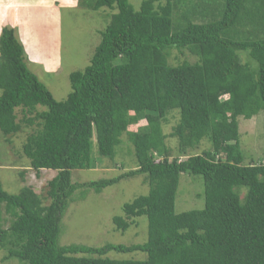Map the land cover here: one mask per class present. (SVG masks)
<instances>
[{"label": "trees", "instance_id": "trees-1", "mask_svg": "<svg viewBox=\"0 0 264 264\" xmlns=\"http://www.w3.org/2000/svg\"><path fill=\"white\" fill-rule=\"evenodd\" d=\"M78 1L116 11L90 64L70 74L64 100L29 67L17 27L4 25L0 33V129L11 136L34 127L22 145L26 164L56 171L45 194L30 185L9 192L0 181L2 260L264 264V157L245 164L238 120L264 111V0H143L139 10L129 0ZM173 50H187L196 61L173 63ZM123 135L134 147L128 154L135 168L73 181V170L114 157ZM205 141L208 149L193 151ZM141 174L149 193L126 203L113 221L125 233L144 217L145 242L60 243L77 190L101 192ZM183 174L203 177V208L176 211ZM111 251L146 256L119 260L106 256Z\"/></svg>", "mask_w": 264, "mask_h": 264}, {"label": "rangeland", "instance_id": "rangeland-1", "mask_svg": "<svg viewBox=\"0 0 264 264\" xmlns=\"http://www.w3.org/2000/svg\"><path fill=\"white\" fill-rule=\"evenodd\" d=\"M129 1L139 10L143 0ZM56 6L58 10L46 7L42 11L39 9L34 17L28 14L30 18L25 22L20 19L21 25L19 15L11 10L4 25L17 27L19 37L24 40L29 67L50 88L56 99L64 100L72 90L70 74L76 70H84L90 64L95 48L101 41V33L111 22V16L116 10L109 7L92 9L78 0H61ZM36 47H39L37 52ZM244 58L245 55L243 60ZM185 59L196 61V57L187 50L184 54L173 50L170 61L177 63ZM17 113L21 116L20 109H17ZM238 120L245 164L258 163L264 157V111L261 110L251 118L240 116ZM175 121L176 117L171 119L167 132L172 130L171 124ZM144 124L145 120L130 126V129L136 130ZM33 128L23 126L22 130L11 136H6L0 129V181L9 192L17 193L24 185H30L45 194L48 181L56 174V171L48 169L37 172L27 166L28 159L22 152V145ZM171 143L177 144L172 140ZM129 145L134 148L128 137L123 135V142L117 147L114 157L100 156L96 168L73 170V181L111 178L135 168V157L128 154ZM209 147V142L205 141L193 151L202 152ZM95 156H98L96 151ZM143 177L145 175L141 174L122 179L101 192L93 188L77 190L75 200L68 207L61 224L60 243H82L98 247L107 243L130 245L145 242L148 239V221L144 217L139 225H132L125 233L118 230L113 221L114 216L124 214L123 206L126 203L149 193L150 185ZM204 189L202 176L183 174L177 193L176 211L203 208ZM4 217L7 222L4 221L3 225L7 226L9 216L5 214ZM4 255L5 252L0 251V264H20L17 260H2ZM106 256L122 260L141 258L146 254L139 251H111Z\"/></svg>", "mask_w": 264, "mask_h": 264}, {"label": "crops", "instance_id": "crops-1", "mask_svg": "<svg viewBox=\"0 0 264 264\" xmlns=\"http://www.w3.org/2000/svg\"><path fill=\"white\" fill-rule=\"evenodd\" d=\"M60 1L61 0H0V33L2 31V27L6 23L4 20L6 19L8 12L11 10H15V12H17L19 15V25H21L22 23L20 22V19L25 22L26 19L30 18V16L34 17L39 9L42 11V9L46 7L47 9L58 10L56 5H59ZM28 14L30 16H28ZM21 40L22 42L24 41L23 39ZM37 48L39 47H36L35 51ZM30 56L31 54L29 52V57ZM30 59H32V57Z\"/></svg>", "mask_w": 264, "mask_h": 264}]
</instances>
